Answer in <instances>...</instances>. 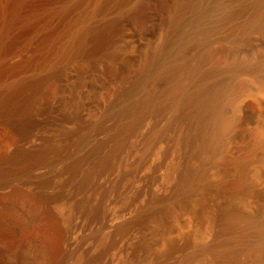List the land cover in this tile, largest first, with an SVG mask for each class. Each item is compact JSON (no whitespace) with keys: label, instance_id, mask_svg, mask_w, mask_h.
<instances>
[{"label":"bare ground","instance_id":"obj_1","mask_svg":"<svg viewBox=\"0 0 264 264\" xmlns=\"http://www.w3.org/2000/svg\"><path fill=\"white\" fill-rule=\"evenodd\" d=\"M247 1L0 0V126L16 131L24 146L0 152V191L7 192L0 196V240L8 242L0 246V264H39L37 252L46 254L47 264H69L80 235L92 229L89 221L92 227L118 228L123 222L117 227L106 222L91 199L99 193L104 209L113 202L118 182L128 172L138 174L147 158L160 152L166 129L189 113L187 120L203 130L197 128L198 148L184 173L169 177L167 192L152 193L143 209L128 211L124 223H129L120 227L121 236L142 230L133 251L138 257L149 256L157 245L168 252L177 245L148 229L152 214L169 203L180 211L189 208L191 194L210 177L224 138L236 127L239 99L249 92L243 78L264 71V53L243 55L242 43L255 42L253 33L264 27V0ZM147 40L153 44L143 58L127 50L142 48ZM218 44L236 45L223 63L214 60ZM112 66L126 73V83L86 126L66 129L87 104L81 82L102 78ZM51 81L66 89L65 103L75 109L57 118L61 126L70 125L58 143L38 134L49 121L52 103L41 93ZM37 136L41 147H27ZM255 144L264 147V131ZM106 181L112 186L104 187ZM226 214L225 237L201 241L186 263L212 258L221 264H264V212ZM238 251L252 258L237 259Z\"/></svg>","mask_w":264,"mask_h":264},{"label":"rangeland","instance_id":"obj_2","mask_svg":"<svg viewBox=\"0 0 264 264\" xmlns=\"http://www.w3.org/2000/svg\"><path fill=\"white\" fill-rule=\"evenodd\" d=\"M252 1L255 2L259 0H248L247 2L252 4ZM256 31V33H253V37L256 38V40H253L257 43L252 40L245 42L242 41L244 47L243 55L255 56L256 53H264V27H260ZM249 41H251V44L248 43ZM152 44L153 43L150 40H147L142 48L130 47V49L128 48L127 50H130L129 52L136 51L135 54L140 59L146 55L148 48L151 47ZM244 45L249 47H245ZM234 46L236 48L235 44H218L215 47L217 49L215 51L214 60L223 63L222 61L233 53ZM114 67L115 66L109 67L110 69H107V72H105L102 78H100L101 76L99 78L97 77L95 80L93 78V81L91 80V82H94L93 84L90 82L85 86V83L83 84L81 82V86L84 89V95L87 92L86 96H84L86 98H84V100L87 101V104L81 107L82 109L80 108L81 113L78 115L79 118L76 116V120L73 119V124L70 123L71 126L66 124L70 127L61 126L57 121L58 117L62 115L66 116L67 114H70V111L72 110L75 111L73 107L72 109L71 106L65 103L67 100H70L66 89L58 82H48L42 90L41 97L45 103H52H50L52 107L46 118L47 121L49 120L48 123L51 121L50 123L52 124L49 123L50 125H48V123H46L44 128L42 127L45 132L42 131V128L38 131V134L41 135H39V137L45 139L47 136H50L47 139H50L54 143H58V141L61 142L62 140L60 137L64 128L67 127L66 129H72V127L75 126L76 129H80L86 126L90 120L101 111L103 104L112 95L113 90L122 87L120 85L126 83V73L119 70L117 67ZM258 77L262 78V80ZM242 81L244 82L245 87L249 89V92L243 93L239 99L238 104L240 103V106L238 122L236 127H234V129L224 138V145L222 146L220 154L217 156L216 166L211 170L210 177L207 179L208 181H203L205 183L200 182L198 187L197 185L195 186L197 189L193 191L189 198V208L187 210L183 211L181 209L180 211L178 206L176 207L169 203L166 205L167 207L164 205L160 209L161 211L159 210L162 213L158 211V214L155 213V216L152 214V220L150 219V224L148 223V229L150 228L151 231H156L158 234H161V236L167 237L169 235L168 237H170L174 243L176 242L177 245L175 244V247L178 249L174 247L176 250L173 248L170 250L171 252H168L163 246L157 245L155 250H153L149 256L144 258L138 257L133 251L135 245L142 236V230L134 229V231L132 230L133 232L130 231L128 234L125 233L124 236H121L123 235V233H121L123 231L121 230L124 228L121 229L120 227L129 223L128 221L124 223L125 219L129 220L128 218H130V215L126 214L129 213L130 210L138 211L140 208L143 209L150 196H152V193L163 194L164 192H167L169 177H173L174 175L173 179L176 180L184 173L188 160H190L193 152L198 148L195 149L197 141L193 138L203 130H201V125L194 128V125L187 120L190 116L189 113V116L187 113H185L186 115L182 114L184 118L181 117L182 119H179L177 127L183 128L178 131L176 129L175 131L178 133L171 131L177 128L175 127L176 122L175 126H173L174 128L171 127V130L169 128L166 129V137L163 140L165 143L162 142L159 150L160 152L150 155L138 174L134 176V174L132 175L131 172H128V175L124 177L125 181L122 182L123 179L120 182L121 184L118 182L117 187L119 188H116L113 202L104 206V209L103 206L101 207V203L98 199L99 193L92 198L93 201L91 199L90 203H92L93 206L89 205L90 208L92 206V209H99V215L101 217L104 215L103 218L106 222L107 220L113 221L116 227L121 222L124 224L121 223L118 228L106 229L100 227V225H93L92 227L93 222L89 221L90 224L88 226L92 228L89 229V233H91L89 234L86 232L83 237L82 235H80L81 237L77 236V239H79V237L80 239L74 250L75 252L73 251V254H70L69 264H191L185 262V256L194 251L201 241L215 243L219 238L218 236L221 237V240L225 237L222 236L224 235L225 216L227 215L226 213L231 212V209L232 211L233 209H238L255 216L261 215L262 212H264V147L261 146L260 149V147L255 144L256 140L260 137V133L264 131V71L259 72L252 78L244 77ZM236 90V88H233V94H231L230 97L234 98L236 96ZM45 126H47V131L50 129L48 132L45 130ZM164 126L165 124L163 127ZM197 128H200V130ZM197 130L199 132H196ZM168 131L172 133L169 135ZM192 132L193 134H191ZM37 138L38 136L34 139L33 143L27 144L26 146L30 147L33 144L36 148L41 147L39 145L42 144V140H37ZM189 144H192L194 147ZM20 146H22V148L24 147L21 144V138L17 132L11 128L0 126V152L4 153L5 150H8L9 148H21ZM257 158H261V160ZM138 176L140 180L137 182ZM133 180L135 182H133ZM103 184L104 187L112 186V182L109 181H106ZM131 184L132 186H130ZM5 192L6 191H0V196L2 195V197H4ZM95 198L97 202L94 200ZM98 203L101 208L98 207ZM119 228L120 230H117ZM94 230L95 232L97 231V234L93 233ZM121 238L122 240H120ZM2 241L3 240H0V246H7L8 242L3 241L2 243ZM186 245L187 247H185ZM242 252H236L234 254L235 258L239 259L241 257L240 260L243 257L244 260L249 259V257L252 258L251 255L249 256L246 252H243L244 254ZM36 257L39 259L37 260L39 264L48 263V257L45 253L37 252ZM201 263L216 264L217 262L213 261L212 258H209L199 262V264Z\"/></svg>","mask_w":264,"mask_h":264}]
</instances>
